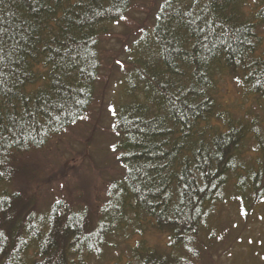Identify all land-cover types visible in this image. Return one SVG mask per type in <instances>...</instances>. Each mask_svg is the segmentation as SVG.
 <instances>
[{
    "label": "trees",
    "instance_id": "obj_1",
    "mask_svg": "<svg viewBox=\"0 0 264 264\" xmlns=\"http://www.w3.org/2000/svg\"><path fill=\"white\" fill-rule=\"evenodd\" d=\"M137 8L0 0V264H213L232 212L241 233L264 209V0H158L111 56ZM103 114L120 147L94 141L116 163L98 199L44 195L54 143Z\"/></svg>",
    "mask_w": 264,
    "mask_h": 264
},
{
    "label": "rangeland",
    "instance_id": "obj_2",
    "mask_svg": "<svg viewBox=\"0 0 264 264\" xmlns=\"http://www.w3.org/2000/svg\"><path fill=\"white\" fill-rule=\"evenodd\" d=\"M156 1L158 0H136L138 8L132 13L131 19L113 27L114 37L111 38L112 41H107V46L111 49V56L124 43L126 33L132 32L134 26L139 24V20H147ZM111 51L113 52L111 53ZM119 56L123 60L125 59V53H120ZM107 67L103 70L104 78L100 82L101 85L105 86H108L109 74L112 71L111 65ZM115 86H117L116 79L112 81L111 90L115 89ZM220 91L223 94L222 99L225 103L237 107L246 105L247 100L238 92V88L235 87L230 78L221 83ZM241 101L244 102L240 104ZM106 122V115H99L95 121L90 119L78 130L73 131L71 129L54 143L55 147L49 153L47 163H42L37 171L41 178L38 179V182L43 188L47 189L44 195H47L48 192L65 194V196L81 193L84 195V199L91 203L98 199V195L95 196V194L99 193L98 188L101 186L102 177L110 176L115 171L116 163L113 155H107L103 149L96 150L97 152L93 150L92 148H96L94 141L103 147L105 137L108 134L107 143L116 149L120 147L118 136L113 131L117 138L111 131L108 132L106 127V133L102 132V135L99 136L98 131H94V126L91 125L101 123L105 126ZM95 137H97V140H94ZM93 151L95 152L93 153ZM231 219L237 225L235 224L230 232V239L227 237L224 243L216 248L219 256L216 259L217 263L213 264H264V209L261 208L250 217L253 223L251 226L249 224L241 233L240 218L235 211L232 212ZM156 238V243H159L157 245H160L165 235L162 234L156 236ZM238 240L239 242L236 243Z\"/></svg>",
    "mask_w": 264,
    "mask_h": 264
},
{
    "label": "snow or ice",
    "instance_id": "obj_3",
    "mask_svg": "<svg viewBox=\"0 0 264 264\" xmlns=\"http://www.w3.org/2000/svg\"><path fill=\"white\" fill-rule=\"evenodd\" d=\"M121 19H127V18H126V17H121ZM116 23H117V24H119V23H120V21H119V20H117V21H116ZM2 31H3V30H2V29H0V32H2ZM116 63H117V64H120V63H122V62H121V61H119V60H117V61H116ZM110 111H112V112H113V114H115V108H114V106H113V107L110 109ZM0 235H2V234H0Z\"/></svg>",
    "mask_w": 264,
    "mask_h": 264
}]
</instances>
